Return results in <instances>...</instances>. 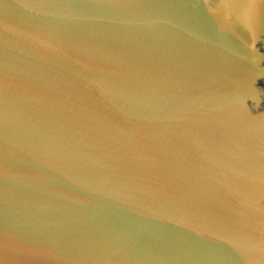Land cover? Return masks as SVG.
<instances>
[{"label": "water", "instance_id": "95a60500", "mask_svg": "<svg viewBox=\"0 0 264 264\" xmlns=\"http://www.w3.org/2000/svg\"><path fill=\"white\" fill-rule=\"evenodd\" d=\"M0 264H264V0H0Z\"/></svg>", "mask_w": 264, "mask_h": 264}]
</instances>
